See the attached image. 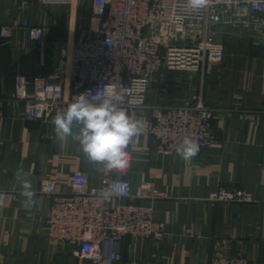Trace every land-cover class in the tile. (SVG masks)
<instances>
[{"label":"crops","instance_id":"crops-1","mask_svg":"<svg viewBox=\"0 0 264 264\" xmlns=\"http://www.w3.org/2000/svg\"><path fill=\"white\" fill-rule=\"evenodd\" d=\"M71 2L0 0V28L20 16L46 33L38 44H31L22 28L0 35V196L6 194L0 202V264H92L79 257L72 244L49 236L44 219L50 200L41 186L54 178L58 190L70 191L72 175L80 170L89 174L90 186L97 187L101 165L87 160L71 137L57 140L52 123L27 118L24 104L14 99L18 77L32 81L50 74L64 42L97 27L95 15L78 24L84 1ZM229 30L223 61L200 71L184 95L168 93L162 76L167 70L156 75L160 81L148 89L147 102L155 106L181 103L202 91L205 104L216 109L215 141L187 160L162 156L148 134L129 146L133 162L128 178L135 191L148 181L167 193L154 203L155 218L165 222L166 232L160 239L125 238L123 258L114 264H208L215 254L236 253L247 256L250 264H264V203L209 198L217 188L264 195V42L249 30ZM157 114V109H145L136 120L145 127ZM21 166L36 192L32 204L20 194L16 171Z\"/></svg>","mask_w":264,"mask_h":264},{"label":"built area","instance_id":"built-area-1","mask_svg":"<svg viewBox=\"0 0 264 264\" xmlns=\"http://www.w3.org/2000/svg\"><path fill=\"white\" fill-rule=\"evenodd\" d=\"M81 1L90 2L97 27L65 41L50 74L32 81L17 78L14 99L24 104L27 118L51 124L57 111L66 109L76 96L107 86L119 98L118 107L134 119L145 109L158 110L129 146L148 134L162 156H181L177 148L185 139L199 146L195 156L208 150L215 141L216 109L205 104L202 91H194L181 103L155 106L147 102L148 89L163 70L204 71L207 65L220 64L225 47L218 33L223 28L255 31L264 42V0H208L196 11L186 7L187 0ZM15 28H22L31 44L42 42L46 35L44 27L20 16L2 26L0 35L7 37ZM126 152L129 167L108 172L101 165L97 187H91L89 174L80 170L72 175L70 191L58 190L54 178L41 186L50 200L44 219L49 236L72 244L75 253L92 264L122 260L127 237L160 239L166 232L165 222L155 218L154 203L167 193L148 181L135 191L128 178L133 154L129 147ZM113 181H119L118 191L101 199L98 193ZM209 198L264 203V195L257 197L243 188H217ZM5 199L6 194H1L0 202ZM208 264H250V260L241 253L215 254Z\"/></svg>","mask_w":264,"mask_h":264},{"label":"clouds","instance_id":"clouds-1","mask_svg":"<svg viewBox=\"0 0 264 264\" xmlns=\"http://www.w3.org/2000/svg\"><path fill=\"white\" fill-rule=\"evenodd\" d=\"M208 0H187L186 7L192 11L203 8ZM119 98L104 86L95 92L91 90L79 94L66 109L57 111L52 120L56 139L59 141L71 137L79 145L84 157L111 172L129 167L126 149L133 138L142 132L141 124L115 103ZM199 151V146L190 139H185L177 148L178 155L191 159ZM99 170V169H98ZM29 173L18 167L16 177L21 185V196L28 204L35 202L36 192L30 181ZM119 181H113L107 190L98 195L107 200L116 194Z\"/></svg>","mask_w":264,"mask_h":264},{"label":"rangeland","instance_id":"rangeland-1","mask_svg":"<svg viewBox=\"0 0 264 264\" xmlns=\"http://www.w3.org/2000/svg\"><path fill=\"white\" fill-rule=\"evenodd\" d=\"M76 1H81V0H76ZM72 5L75 4V1L72 0ZM81 4V3H80ZM80 11L81 13H79L78 18H77V22L78 24L81 23V21H85L87 18H91L93 17V11H92V7L90 5L89 1H84L81 5H80ZM82 11L85 12L86 14H82ZM69 13V12H67ZM67 15V14H65ZM65 15H64V20L66 21L67 19H65ZM85 15V16H83ZM255 31L250 32V35L252 37H254L255 40H257V36H256V32L254 34ZM74 35V34H73ZM71 35V36H73ZM226 35V36H225ZM230 35V30L227 28H223L219 31L218 33V39L223 43L224 47H225V39H228ZM245 36H247L245 34ZM234 46V45H232ZM166 71V70H164ZM200 74V71H190V70H168L166 73H164V75H162L165 79V81H163L167 86L168 89V93H179V95H184L185 91H186V86L189 82H192V79H194L195 81L197 80L198 75ZM192 76V77H189ZM155 81H160V78H153L151 85L153 83H155ZM16 85H17V80H16ZM175 104V103H173Z\"/></svg>","mask_w":264,"mask_h":264}]
</instances>
